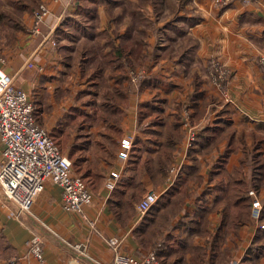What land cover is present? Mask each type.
<instances>
[{
  "label": "crops",
  "instance_id": "1",
  "mask_svg": "<svg viewBox=\"0 0 264 264\" xmlns=\"http://www.w3.org/2000/svg\"><path fill=\"white\" fill-rule=\"evenodd\" d=\"M0 1V7H5ZM35 1L49 8L39 34L29 32L31 11L22 12L26 32L18 35L10 53L0 55V70L12 75L14 85L25 90L30 101L32 91L38 108L50 106V127L60 119L71 127L79 118L69 112L72 107H83L93 117V104L98 118L84 125L80 137L69 130L66 146L60 142L66 156L73 145L75 153L83 157L82 166L93 183L89 187L93 202L85 207L86 218L66 211L61 187L46 181L31 210L15 217L10 213L17 207L0 192V264L108 263L113 251L107 239L112 236L120 237L122 252L137 257L162 242L157 256L165 264L199 261L195 254L199 249L207 254L208 233L213 231L222 207L216 192L205 190L217 181V177L209 179L208 173L224 149L227 135H231L234 148L227 170L237 166L243 156L240 140L250 144L253 136L261 140L259 151L264 159V69L258 63V57L264 56V0H235L220 8H214L209 0H179L178 16L167 23L163 38L148 31L146 46L136 55L132 35L125 37L131 67H126L124 75L115 65L104 66L102 78L90 88L80 73L81 59H87L92 44L99 45V57L119 47L121 39L112 31L122 34L128 16L110 21L105 3L87 15L85 9L91 4L84 0ZM126 2L134 7V0ZM114 7L117 14L119 8ZM147 17L156 22L151 13L147 12ZM91 19L97 25L90 34L85 21ZM75 27H81L82 34L70 30ZM47 39H54L55 45ZM133 62L147 70L148 78L141 88L128 77ZM93 64L88 62L86 67ZM215 64L228 69L223 81L228 102L213 80ZM195 85L198 97L192 102L189 98ZM144 102L148 106L138 119V106ZM184 109L189 123L198 127L191 145H187ZM127 133L134 139L129 157L122 161L117 156L119 139ZM174 166L179 169L170 184L167 173ZM118 169L120 179L108 191L104 180L109 171ZM177 179L184 190L179 191V187L175 193L165 194ZM148 189L159 191L160 196L138 218L134 205ZM256 195L262 207L264 189L260 187ZM259 223L250 216L249 221L226 233L221 250L222 256L231 258L227 264H235L246 255L255 231L261 228ZM33 233L42 240L41 262L27 251ZM247 257L250 259L244 264H252L254 256ZM256 264H264L262 251Z\"/></svg>",
  "mask_w": 264,
  "mask_h": 264
},
{
  "label": "built area",
  "instance_id": "2",
  "mask_svg": "<svg viewBox=\"0 0 264 264\" xmlns=\"http://www.w3.org/2000/svg\"><path fill=\"white\" fill-rule=\"evenodd\" d=\"M57 1V0H54ZM214 8L229 5L235 0H209ZM49 8L46 3H39L31 10V24L29 32L39 34L40 23ZM54 46V39H47ZM3 62V58L0 57ZM258 63L264 69V56L258 57ZM29 67L33 63L28 61ZM38 70H41L38 67ZM216 72L215 81L225 102L230 101L229 95L223 86V81L228 69L214 65ZM147 76L144 67L129 69L128 77L132 84H136ZM34 106L25 90L13 83L12 75L0 70V192L8 201L16 207L11 215L18 217L21 213L28 212L42 190L46 181H51L61 187L62 207L66 211L80 214L86 218L85 207L92 204L93 194L80 175L72 170V161L61 152L59 146L49 135V132L41 127L33 114ZM183 122L187 127V145L194 141L198 127L188 121L187 109L183 110ZM134 136L127 133L119 139L117 156L120 160H126L132 149ZM178 166L168 170V183L172 184ZM120 179V170H111L104 180V187L112 191ZM251 197L250 216L258 220L260 215V201L256 192L248 191ZM160 192L154 189L146 190L135 203V211L138 218L143 217L157 202ZM94 228V223L90 222ZM264 228V223H259ZM120 237L112 236L107 239L108 245L113 251L110 262L98 264H163L158 258L156 249L150 250L140 257L122 252L120 250ZM27 251L37 262L42 261V240L39 235L33 233L27 241Z\"/></svg>",
  "mask_w": 264,
  "mask_h": 264
},
{
  "label": "trees",
  "instance_id": "3",
  "mask_svg": "<svg viewBox=\"0 0 264 264\" xmlns=\"http://www.w3.org/2000/svg\"><path fill=\"white\" fill-rule=\"evenodd\" d=\"M82 1V0H81ZM89 2L91 5L86 7L85 13L87 15H91L92 11L96 9V6L100 3H105L108 5V14L111 20L121 19L122 17L126 16L125 12V3L128 6L129 2L123 0H84ZM138 5H142V0H136ZM147 1V0H144ZM150 2L155 4V0H150ZM39 4V3H38ZM35 0H10L9 5L10 9L13 11H9L7 9H0V19H6V21L12 22L15 26L19 24L16 20V13H20L23 10H32L37 5ZM2 5L0 1V6ZM12 5V6H11ZM119 7L117 10L118 13L115 14L113 11L114 6ZM22 13V12H21ZM128 25L124 29L122 34H119L116 30L112 31L115 36L120 37V45L119 47L114 48L113 52L106 55H102L101 57L98 56L97 51L100 50L99 45H90L87 49L89 56L87 59H81L80 62V73L81 75H85L87 83L86 88H90L95 82H99L102 78V71L104 70V66H117L122 73L125 75L126 67H131V63L129 62L128 55L130 53V47L125 43V37H130L132 35L134 39V53L140 54L141 49L146 46V41L143 38H140V33L143 31L140 28V24L142 22H146L149 19L144 16V14L139 9H129L128 11ZM109 26V25H107ZM107 31V28L104 29ZM107 44H111L109 41L106 42ZM88 62L94 63L92 68H87ZM127 64H126V63ZM84 64V65H83ZM148 77L143 78L142 80L136 83V87L141 88L146 84V79ZM139 84V85H138ZM197 89L198 85L194 86L193 92L191 97L189 98L194 102L197 99ZM84 103H82V106ZM35 105V103H34ZM37 105V104H36ZM148 106L147 102L141 103L138 107V119H141L144 113L145 107ZM35 108V107H34ZM92 110L94 111V116L91 117L88 112H86L83 107L82 108H75L72 107L69 109V112L79 115V118L73 120V125L66 127V122L63 120H59L57 125L49 132V135L54 140V142L61 148V143L63 146H66V142L69 135V130L74 131L75 134L80 137L79 133H82V129L84 125H89V121L91 118L96 119L98 118V113L95 111L93 104L91 105ZM38 111V110H37ZM34 117H37V113L35 109L33 110ZM98 114V115H97ZM69 116V114H68ZM67 115L64 118L68 117ZM73 119V117H70ZM36 120V118H35ZM38 123V121L36 120ZM170 140H173L171 137ZM232 137L231 135H227L226 144L222 152L219 153L218 157L213 162V165L210 167L208 176L209 179L213 177H217V181L214 183L212 187H208L205 192L215 191L218 197L219 202H222V207L219 215V219L213 229L212 232H209V240L207 243V254L205 251L199 249L195 254L196 262H191V264H215L216 262H222L223 264H227L229 260H231L230 256H222L221 244L222 241L230 230H234L239 225L244 222L250 220V209H251V200L247 196L249 190H253L254 192H258L259 188L264 189V159L261 156L259 151V145L261 140L258 137L253 136L250 144H246L239 140L243 147V156L239 159V164L237 166L232 167V169L227 170L226 163L228 160V156L231 151L234 150L232 144ZM68 158H72V165L74 166V171L81 176L84 182L87 184L88 187L93 186V183L87 178L86 170L82 166L83 157L80 154H76L74 151L73 145L70 146L68 151ZM76 154V155H75ZM75 157L73 158V156ZM93 181V180H92ZM183 191L184 185L181 183L179 179L165 191V194H171L178 191ZM168 196H166V199ZM158 201V200H157ZM177 204L178 201H175ZM156 204V203H155ZM154 204V205H155ZM153 207V206H152ZM151 207V208H152ZM258 221H264V203L262 204L260 215ZM263 223V222H262ZM160 244V245H159ZM158 245L155 244L152 249H156V253L158 254V248L163 243H159ZM260 251L264 253V228L257 229L254 233L250 246L247 249L246 255H244L240 261L236 262L235 264H244L245 261H248L250 258L247 257V254L254 256V260L252 264L257 263L258 256ZM161 260V259H160ZM227 260V261H226ZM163 264L164 261L161 260Z\"/></svg>",
  "mask_w": 264,
  "mask_h": 264
},
{
  "label": "rangeland",
  "instance_id": "4",
  "mask_svg": "<svg viewBox=\"0 0 264 264\" xmlns=\"http://www.w3.org/2000/svg\"><path fill=\"white\" fill-rule=\"evenodd\" d=\"M2 1H3V5L5 6V7L2 6V8L7 9L9 11H13L12 9L7 7L9 4L8 0H2ZM123 1H126V0H123ZM141 2L143 4L138 5L137 1L134 0V5H133L134 7L133 8L139 9L144 14V16L146 15V17H147V12L151 13V15L153 17H155L154 20L156 22H153V20L151 22H149V20L146 22H142L139 26H140L141 30L143 31V33H140L139 37L143 38L145 40L148 31L149 32L152 31L154 34L158 35V38L160 37L159 36L160 34H161V37L163 38V34L165 36L167 33L163 30L167 27V23L170 21V19L178 16L176 7H177V4L179 3V0H155V4H153V5L150 2V0H147V1L142 0ZM2 8H0V9H2ZM117 8H119V7H117ZM129 9H132V5L128 6L127 3H125V10L126 11H124V12L126 14V17L129 15V13H128ZM26 11L27 10H23L21 12H26ZM105 11L106 10L104 9V12ZM113 11H115V7L113 8ZM116 11H117V9H116ZM21 12L16 13L14 11V14L16 15V20L19 22V24H17V26H15L10 21H6V19H0V55H3L4 53H10V50H11L10 47L11 46L14 47V43H15V40L18 39V35L22 34L21 32H23V33L26 32V28L24 26V18H22ZM85 22H86L87 27L90 28V30L93 26L97 25L95 19H91V21H85ZM65 26L70 27L71 23H65ZM70 30L74 33L82 34L81 27L71 28ZM92 31H94V30H91L90 34L92 33ZM85 37H87V35ZM2 49L5 52H3ZM13 50H14V48H12V51ZM133 64H134V62H133ZM141 66H142L141 64L135 63L134 69L139 68ZM29 96H30L32 102L34 99H36L35 98L36 95L33 94L32 91H31ZM33 106L35 107L34 109H35V112L37 113V117H35V118L38 121V124L41 127L45 128L46 130L49 129L51 131L57 125L58 122L55 123V125L53 127H50V125L48 123L49 117L51 116L50 109H49L50 106L43 105V106H40L38 108L36 104L34 105V102H33ZM65 128L68 130L67 127H65ZM49 130H48V132H50ZM72 170L75 174H77L74 171L75 169H74L73 165H72Z\"/></svg>",
  "mask_w": 264,
  "mask_h": 264
}]
</instances>
